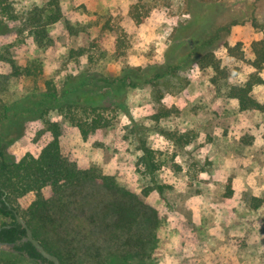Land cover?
Masks as SVG:
<instances>
[{
  "label": "rangeland",
  "instance_id": "374dc122",
  "mask_svg": "<svg viewBox=\"0 0 264 264\" xmlns=\"http://www.w3.org/2000/svg\"><path fill=\"white\" fill-rule=\"evenodd\" d=\"M9 2L17 19L0 10V164L38 157L52 139L39 133L56 121L64 155L116 184L100 178L59 193L46 188L56 216L33 222L41 241L64 264H264V112L242 111L229 97L254 72L247 61L251 43L264 38V0H61L62 18L47 26L43 42L30 14L48 10L49 0ZM136 5L142 22L132 15ZM239 42L247 60L228 53ZM207 52L236 75L214 83L198 63ZM75 85L97 99L98 113L67 106ZM51 86L60 100L48 98ZM253 96L264 103V84ZM31 104L43 116L24 123L9 144L16 136L4 135L7 107L12 115ZM163 107L172 113L157 122ZM183 135L190 142L179 143ZM140 137L159 151L164 194L149 191L152 181L139 168ZM34 199L30 193L12 205L29 219ZM120 220L128 240L112 238ZM11 221L0 213V226ZM15 254L0 250V264H37Z\"/></svg>",
  "mask_w": 264,
  "mask_h": 264
},
{
  "label": "trees",
  "instance_id": "16d2710c",
  "mask_svg": "<svg viewBox=\"0 0 264 264\" xmlns=\"http://www.w3.org/2000/svg\"><path fill=\"white\" fill-rule=\"evenodd\" d=\"M0 10L1 13L8 16L10 20L16 21L17 17L13 13L14 10L9 0H0ZM48 10L50 11L49 14ZM48 10L35 8L30 14V22L34 27V35L39 42H43L47 39V26L55 24L61 20V0H49ZM132 15L137 22H142L139 5L135 6ZM234 24H237L236 21L229 24L227 30H230ZM254 25H258L256 20ZM123 44V41L120 40L117 45V52L120 55L123 54ZM243 46V43L239 42L235 46L229 47V55L239 60H247ZM250 47L252 51V59L247 62L251 64L254 72L251 73L245 83L231 86L229 89V97L237 100L242 111L256 110L264 112V103H261L253 96L254 88L258 85L264 84V78L262 77V72H264V38L253 41ZM73 53L81 55L83 54V51H73ZM176 60L173 58V61L169 62V69L172 72L175 70L173 63H175ZM198 63L201 67L210 69L213 72L214 83L228 82L237 73L236 70L232 71L228 65H225L214 52H207L202 55L198 59ZM13 69L16 74H19L20 70L16 65H13ZM82 89L83 87H76V85L71 88L70 93L73 98L71 99V102H67V106L71 110L82 108L84 111L85 109L83 107H89V110H91L92 113H98L99 108L102 107L100 105H95L98 103L97 99L91 95L83 94ZM49 92V99H54L55 101L61 99L58 92L54 91L52 86L49 87ZM161 101L162 96H159L158 102L161 103ZM7 110L9 113L4 119V135L14 134L16 136L12 138L9 144L13 143L15 139H18L23 135L24 123L43 116L38 115L33 104L26 105L22 107L21 110L20 108H17L16 110L20 111L13 112L12 115H10L11 106L7 107ZM171 113V110L163 107L153 115V119L159 122L162 118L170 116ZM98 120L97 117H94L91 123L96 124ZM79 127L84 134L88 133V130H86L83 125L79 124ZM45 131L51 133L52 139L43 147L38 157L31 153H27L20 161L13 158L9 160L4 158L0 164V213L12 219L10 223L3 225L5 227L0 232V240L3 242H16L27 235L26 229L16 217L14 212L16 209L12 205V200L34 193L35 199L28 211L30 218L27 219L26 217H23V219L32 229L35 238H37L48 251L57 255L61 259V263L64 264L63 258L59 254L51 251L50 248L41 241L38 236L39 230L33 226V222L37 220L40 215L45 218V221L47 220V223L52 222V220L54 222L56 216L52 207H50L49 200L46 198L44 190L51 187L56 192H61L67 188L82 187L85 183L97 181L100 178L108 186L115 187L116 184L109 177L101 176L93 169L79 168L76 162L71 161L66 155H64L61 146L63 131L58 122L48 121L47 128L44 131H41L39 136ZM161 133L169 138L174 136L173 133L168 131H161ZM177 140L181 144L190 142L186 135L180 136ZM139 149L142 152L138 162L139 168L145 175H148L152 181L149 191H158L159 193L164 194L168 187L160 184L157 179V173L163 166V163L159 158V151L150 147L146 139L143 137H140L139 139ZM0 155L2 156L3 153H0ZM146 192L148 193V191ZM254 201L255 205L258 207L263 204V200L259 198H255ZM112 211V207L109 208L105 218H108ZM125 214H127L125 221L128 222V211H125ZM131 222L133 223L134 221ZM113 234L112 238L116 241L123 238L126 234L128 240V228L125 226L124 221L121 223L120 220V225L118 229L113 231ZM16 248L24 252L19 254V256H26L25 254H28V258L35 261L37 264H40L39 259L46 262V259L43 258L31 242L23 243V245Z\"/></svg>",
  "mask_w": 264,
  "mask_h": 264
},
{
  "label": "water",
  "instance_id": "95a60500",
  "mask_svg": "<svg viewBox=\"0 0 264 264\" xmlns=\"http://www.w3.org/2000/svg\"><path fill=\"white\" fill-rule=\"evenodd\" d=\"M19 222L23 225V227L26 229V237L22 238L21 240H19L18 242L15 243H10V242H2L0 241V250H4V251H12L14 253H19L20 251L16 249V246L19 244H23L26 242H31L36 249L38 250V252L43 256L44 259L47 260V262H51L52 264H62L61 263V259L51 253L50 251H48L44 245L34 236V233L32 231V229L30 228V226L27 224V222L20 217L19 215L17 216ZM2 230V228L0 227V231ZM27 257L29 256L28 254H25ZM41 264H45L43 262V260H40Z\"/></svg>",
  "mask_w": 264,
  "mask_h": 264
},
{
  "label": "flooded vegetation",
  "instance_id": "af4514ba",
  "mask_svg": "<svg viewBox=\"0 0 264 264\" xmlns=\"http://www.w3.org/2000/svg\"><path fill=\"white\" fill-rule=\"evenodd\" d=\"M4 199H5V197H4ZM14 212H15V214H16V217L19 215V213L17 212V210H14ZM20 216V215H19ZM17 219H18V217H17ZM19 221V220H18ZM2 229L5 227V226H0ZM1 232V231H0ZM26 237V236H25ZM24 238V237H23ZM21 240V239H20ZM1 241V240H0ZM19 241V240H18ZM18 241H16V242H18ZM3 242V241H2ZM10 243H15V242H10ZM21 245H23V244H19V245H17L16 247H19V246H21ZM17 249V248H16ZM18 250V249H17ZM20 252L18 253V254H22V253H24L23 251H21V250H19ZM14 253V252H13ZM17 254V253H16ZM40 260H42V259H39V263H40ZM44 262V261H43ZM45 264H52L51 262H47V260H46V262H44ZM41 264V263H40Z\"/></svg>",
  "mask_w": 264,
  "mask_h": 264
}]
</instances>
